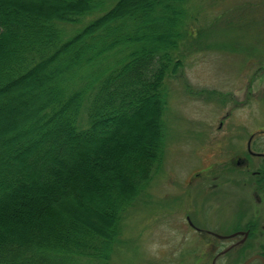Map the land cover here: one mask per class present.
I'll return each mask as SVG.
<instances>
[{
  "label": "trees",
  "instance_id": "obj_1",
  "mask_svg": "<svg viewBox=\"0 0 264 264\" xmlns=\"http://www.w3.org/2000/svg\"><path fill=\"white\" fill-rule=\"evenodd\" d=\"M185 1L117 0L65 38L103 0H0V264L107 262L162 158Z\"/></svg>",
  "mask_w": 264,
  "mask_h": 264
},
{
  "label": "rangeland",
  "instance_id": "obj_2",
  "mask_svg": "<svg viewBox=\"0 0 264 264\" xmlns=\"http://www.w3.org/2000/svg\"><path fill=\"white\" fill-rule=\"evenodd\" d=\"M116 1L103 0L75 25L62 26L65 38ZM185 6L183 32L191 35L178 39L174 56L180 64L163 85L162 158L124 210L109 239L105 264H196L200 257L207 259V250L187 229L186 216L193 225L217 226L221 232L251 228L248 242L258 243L264 254V190L257 192L256 178L231 163L246 156L249 136L254 134L255 142L264 130V0H186ZM225 134L239 137L226 139ZM260 161L252 159L253 170ZM214 184L218 188L212 189ZM206 190L218 192L209 199ZM207 199L212 201L207 214L216 211L214 219L202 218ZM229 242H221L222 250ZM233 259L232 254L223 256L216 264H233Z\"/></svg>",
  "mask_w": 264,
  "mask_h": 264
},
{
  "label": "flooded vegetation",
  "instance_id": "obj_3",
  "mask_svg": "<svg viewBox=\"0 0 264 264\" xmlns=\"http://www.w3.org/2000/svg\"><path fill=\"white\" fill-rule=\"evenodd\" d=\"M259 133H262V136L257 137L254 142V134L249 136V139L246 142L245 145V152L246 156L238 157L234 162L231 161L232 165H236L239 167L240 170H242L244 173H249L251 176H253L255 179L253 185L256 188V191H262L264 190V130H261ZM226 135V139H238L237 136H230ZM254 143V146H253ZM252 159H261L259 163V168L253 170L252 169ZM226 173V170H225ZM229 174V173H227ZM226 175V174H224ZM195 176L200 177L199 174H196ZM212 189L218 188L217 185L211 186ZM206 188V187H205ZM204 188V189H205ZM207 191V190H206ZM205 191V192H206ZM218 192V191H217ZM216 191H207L205 193L206 197L210 199L211 196H216ZM259 195H257V203H260V199L258 198ZM209 199H207L205 202L203 209V214L206 216L202 217L205 220L210 218H216L213 216V214H216V211L213 212V214L210 216L207 214V211L211 209V206L209 205ZM188 227L187 229L189 231H192L194 234L197 235V238L200 241V244L207 250L208 257L206 258H199L196 261V264H204L207 260L210 259V264H216L218 259L223 256H227L232 254L234 256L233 264H245L249 260H251L252 257L254 259L250 261L248 264H264V254L260 253V248L258 243H249V235L251 228H247L246 230H240L236 228H232L228 232H221L219 231L217 226L214 227H199L196 225H192L189 223L191 222L189 220V217L186 216ZM222 241H231L230 244L222 250ZM256 250V251H255ZM249 251H255L254 253H251ZM251 254V255H250Z\"/></svg>",
  "mask_w": 264,
  "mask_h": 264
},
{
  "label": "water",
  "instance_id": "obj_4",
  "mask_svg": "<svg viewBox=\"0 0 264 264\" xmlns=\"http://www.w3.org/2000/svg\"><path fill=\"white\" fill-rule=\"evenodd\" d=\"M254 258H251V260H249L247 263H245V264H248L250 261H252Z\"/></svg>",
  "mask_w": 264,
  "mask_h": 264
}]
</instances>
